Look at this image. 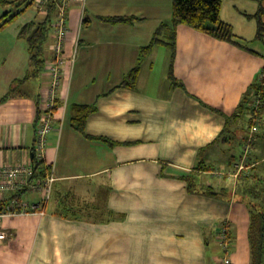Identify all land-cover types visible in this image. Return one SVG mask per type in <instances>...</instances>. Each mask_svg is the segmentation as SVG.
<instances>
[{
	"label": "crops",
	"instance_id": "1",
	"mask_svg": "<svg viewBox=\"0 0 264 264\" xmlns=\"http://www.w3.org/2000/svg\"><path fill=\"white\" fill-rule=\"evenodd\" d=\"M30 8L0 31L1 166L34 163L53 82L54 26L43 67L32 71L20 33L46 13ZM261 8L264 0H223L237 45L174 29L172 0H74L42 164L50 170L37 178L56 179L44 210L0 220L9 233L0 264H251L242 193L264 182V108L247 155L250 113L228 117L264 72ZM9 9L0 3V17ZM124 15L132 19L112 20ZM135 67L134 85L119 86ZM80 104L93 108L82 129L73 119ZM20 196L44 198L31 188Z\"/></svg>",
	"mask_w": 264,
	"mask_h": 264
},
{
	"label": "trees",
	"instance_id": "2",
	"mask_svg": "<svg viewBox=\"0 0 264 264\" xmlns=\"http://www.w3.org/2000/svg\"><path fill=\"white\" fill-rule=\"evenodd\" d=\"M0 3L5 7H10V9L0 17V31L8 24L14 22L20 15L24 14L34 5L33 0H0ZM222 3L223 0H172V23L174 29H176L179 24H184L216 38L242 45L241 40L243 39L237 37L232 24L223 20L221 17ZM47 7L48 11L43 18L28 23L22 28L20 33L28 43L32 71L35 72L42 69L46 60L45 48L56 17L57 1L52 0L48 3ZM263 11L264 9L261 8L257 15L260 16ZM130 19H132L131 16L125 15L112 18L114 22L127 21ZM263 35L264 22L259 21L257 37ZM150 47L151 45L145 48L144 52H147ZM138 71L139 67L133 68L127 75V78H125L119 86H133ZM256 98L260 101L258 108L252 105V102ZM262 108H264V78L259 77L258 81L251 86L248 94L235 113L228 117V121L233 117L246 116L247 113H250L249 127L251 128L254 123H259ZM92 110L93 108L89 105L80 104L74 107L73 119L78 128H83L87 115ZM255 113L258 114L257 122L254 121ZM223 137L224 132L216 141ZM248 137L249 134L246 137V141ZM33 159L35 165V178L45 177L47 175V170H50V166L43 168L42 164L44 160L37 159L36 155ZM248 177L249 176H246L247 181ZM191 185L193 184L191 183ZM244 188L242 199L247 202L250 209L249 240L251 245V264H264V182L261 186H259L258 183L249 185L246 183ZM228 237L229 239L231 238L230 232H228Z\"/></svg>",
	"mask_w": 264,
	"mask_h": 264
},
{
	"label": "built area",
	"instance_id": "3",
	"mask_svg": "<svg viewBox=\"0 0 264 264\" xmlns=\"http://www.w3.org/2000/svg\"><path fill=\"white\" fill-rule=\"evenodd\" d=\"M34 5L42 13H47L48 3L52 0H33ZM57 1L56 17L53 23L55 42L53 45L54 58L51 60L49 70L53 76V82L49 90L48 100L40 112L39 125L37 127L34 152L39 160L45 159V152L48 144V137L54 128V113L56 94L61 83L63 73L62 65L65 60L64 44L67 38V16L68 10L74 0H55ZM264 78V72L260 75ZM259 99L256 98L252 105L259 106ZM254 121H258V114L255 113ZM258 131V124L254 123L250 129L249 137L244 146V154L250 153L255 133ZM34 163L28 165L19 164L17 166L0 165V220L7 216L18 214H28L36 210H44V201L48 200L55 176L53 172L45 180L35 178ZM32 189L44 194L43 202L32 204L24 200L20 193L24 189ZM43 207V209H42ZM218 238L224 249L229 247L228 228L223 226L219 229ZM9 237V233L0 228V240ZM222 264H232L229 257H224Z\"/></svg>",
	"mask_w": 264,
	"mask_h": 264
},
{
	"label": "rangeland",
	"instance_id": "4",
	"mask_svg": "<svg viewBox=\"0 0 264 264\" xmlns=\"http://www.w3.org/2000/svg\"><path fill=\"white\" fill-rule=\"evenodd\" d=\"M34 8V7H33ZM33 8H30V11H32L33 10ZM215 167H217V166H215Z\"/></svg>",
	"mask_w": 264,
	"mask_h": 264
}]
</instances>
